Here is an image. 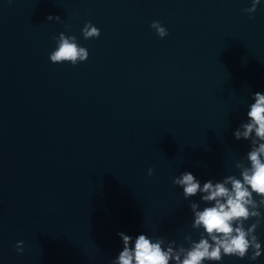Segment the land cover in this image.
Here are the masks:
<instances>
[{
  "label": "water",
  "instance_id": "95a60500",
  "mask_svg": "<svg viewBox=\"0 0 264 264\" xmlns=\"http://www.w3.org/2000/svg\"><path fill=\"white\" fill-rule=\"evenodd\" d=\"M251 6L0 0V264H111L120 232L161 239L174 254L202 237L212 243L193 225L215 202L199 190L185 198L173 181L185 172L200 188L242 180L261 143L252 145L255 132L233 136L249 122L253 94L264 93V0L244 11ZM86 23L98 38H83ZM61 33L87 50L84 62L49 60ZM258 210L249 239L258 237L260 257L202 264H264Z\"/></svg>",
  "mask_w": 264,
  "mask_h": 264
},
{
  "label": "clouds",
  "instance_id": "9594fccd",
  "mask_svg": "<svg viewBox=\"0 0 264 264\" xmlns=\"http://www.w3.org/2000/svg\"><path fill=\"white\" fill-rule=\"evenodd\" d=\"M259 3L260 0H252V6L244 11L255 12ZM47 19L51 20L53 17L48 16ZM150 27L161 39L168 35L158 21H153ZM99 35V29L91 23L84 25L82 36L85 40L98 38ZM56 45V49L49 55V60L53 64L67 62L75 66L77 61L84 62L88 57L87 50L78 46L73 36L66 37L61 33ZM252 99L255 102L247 111L249 122L241 125L243 132L237 130L233 133L234 138L239 141L241 137L248 140L250 134L255 132L252 145H256L257 140L261 141L247 153L250 166L242 168L240 173L242 180L229 176L223 183L213 186L212 182L208 181L204 183L203 188H200L195 177L185 172L173 181L174 184L183 187L185 198L195 195L199 190L208 193L202 196L203 201L215 202L213 206L195 213L196 219L193 225V227L201 226L212 243L202 237L189 250L181 248L179 253L174 254L171 246L162 247L161 239L153 241L146 235L139 234L133 241L132 236L120 232L117 235L123 243V250L111 264H169L170 260L175 261L176 264H202V261H221L222 256L243 259L249 250L252 253L248 256L249 260L255 261L260 257L261 244L258 242V237L252 235L249 239V234L259 226L261 213L258 209L264 205V93L256 92ZM148 175H152V169L148 170ZM226 184H230L231 188L226 187ZM253 194L259 198V203ZM195 207L193 205V209ZM250 217L256 218L255 223L245 228V222ZM23 250V241H20L16 244V251L20 254ZM180 253L183 254V259Z\"/></svg>",
  "mask_w": 264,
  "mask_h": 264
}]
</instances>
